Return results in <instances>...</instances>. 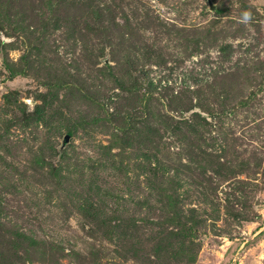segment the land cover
I'll list each match as a JSON object with an SVG mask.
<instances>
[{
  "label": "rangeland",
  "instance_id": "rangeland-1",
  "mask_svg": "<svg viewBox=\"0 0 264 264\" xmlns=\"http://www.w3.org/2000/svg\"><path fill=\"white\" fill-rule=\"evenodd\" d=\"M0 264H264V0H0Z\"/></svg>",
  "mask_w": 264,
  "mask_h": 264
},
{
  "label": "water",
  "instance_id": "water-1",
  "mask_svg": "<svg viewBox=\"0 0 264 264\" xmlns=\"http://www.w3.org/2000/svg\"><path fill=\"white\" fill-rule=\"evenodd\" d=\"M209 4H210V7L213 8V5L211 3ZM68 141H69V135H65L62 140V146L66 145Z\"/></svg>",
  "mask_w": 264,
  "mask_h": 264
}]
</instances>
